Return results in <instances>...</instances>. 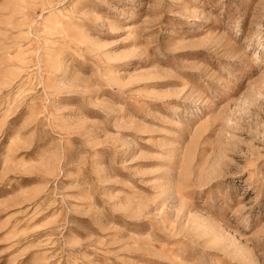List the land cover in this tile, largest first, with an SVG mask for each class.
<instances>
[{"label": "rangeland", "instance_id": "rangeland-1", "mask_svg": "<svg viewBox=\"0 0 264 264\" xmlns=\"http://www.w3.org/2000/svg\"><path fill=\"white\" fill-rule=\"evenodd\" d=\"M0 264H264V0H0Z\"/></svg>", "mask_w": 264, "mask_h": 264}]
</instances>
